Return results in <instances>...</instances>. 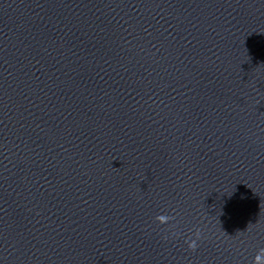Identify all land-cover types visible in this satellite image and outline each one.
Returning <instances> with one entry per match:
<instances>
[{"label": "clouds", "instance_id": "1", "mask_svg": "<svg viewBox=\"0 0 264 264\" xmlns=\"http://www.w3.org/2000/svg\"><path fill=\"white\" fill-rule=\"evenodd\" d=\"M172 219V217H169L167 215H158L156 217V220L161 223V224H166L168 223V221ZM195 236L197 239H199L200 237V230L197 229L196 233H195ZM188 247L191 249V250H195L196 247H197V244H196V240L193 239L191 240L190 242H188ZM262 259H264V249H261L260 250V253L255 257V262L254 264H262Z\"/></svg>", "mask_w": 264, "mask_h": 264}]
</instances>
